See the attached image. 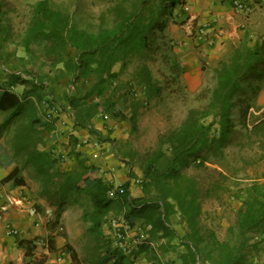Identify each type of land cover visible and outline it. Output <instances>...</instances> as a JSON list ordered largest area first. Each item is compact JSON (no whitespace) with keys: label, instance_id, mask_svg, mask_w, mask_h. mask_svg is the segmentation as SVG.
I'll return each mask as SVG.
<instances>
[{"label":"trees","instance_id":"16d2710c","mask_svg":"<svg viewBox=\"0 0 264 264\" xmlns=\"http://www.w3.org/2000/svg\"><path fill=\"white\" fill-rule=\"evenodd\" d=\"M183 4L184 0H118L99 14L93 32L78 27L71 14L50 0L35 1L24 16L25 27L15 46L23 47L30 56L39 53L46 81L28 71L31 79L14 75L10 83L25 85L21 95L0 89V112L5 114L0 137L4 132L11 133L14 155H26L24 165L32 166L40 177L41 195L53 208L49 214L57 216L47 230L54 229L73 195L81 193L89 198L91 208L82 211L81 220L94 240L91 264H128L103 231L115 204L126 206L127 221L136 218L151 225L149 236L154 246L143 244L139 250L152 264H163L164 260L167 264H252L254 257L264 253V175L252 178L246 186L245 197L222 240L202 220L203 202L229 190L228 176L213 162L223 156L221 148L236 127H240L238 146L247 154L239 153L234 171H246L264 158V105L254 102L255 93L264 83V38L252 46L246 41L233 45L213 68L215 83L206 104L189 109L177 127L158 133L141 155V187L145 195L141 199L128 194L127 183L115 189L74 147L70 151L74 166L68 170L60 167L62 156L40 148L57 117L55 112L50 123L45 122L46 109L43 108V118L39 117L31 96L41 106L45 95H51V107L68 112L73 126L90 128L92 118L105 115L116 123L130 122L133 132L137 129L141 111L152 101L158 103L163 94V86L148 65L158 50L157 28L163 26L164 17ZM7 5L0 0V62L4 64L7 61L3 56L15 54L3 49L15 41ZM64 76H69L66 89L61 96H55L49 85ZM134 86L142 88L144 101L135 96ZM120 188L123 193H119ZM174 212L183 217L186 225L180 237L169 221ZM175 238L184 249H175V256L168 260L169 255L160 253L158 247L164 240L171 243ZM36 241L20 239L17 245L27 243L35 248ZM204 241L211 243L212 258L202 253ZM52 243L50 237L48 248ZM69 246L64 245L65 252L70 253L73 264H80Z\"/></svg>","mask_w":264,"mask_h":264},{"label":"rangeland","instance_id":"374dc122","mask_svg":"<svg viewBox=\"0 0 264 264\" xmlns=\"http://www.w3.org/2000/svg\"><path fill=\"white\" fill-rule=\"evenodd\" d=\"M5 1L8 3L6 9H9L8 15L15 31V41L4 45L3 48L7 54H10L16 48L17 38L22 34L25 27L26 18L24 16L28 15L30 7L37 0ZM50 1L71 14L73 21L78 27L91 32L95 31L98 25L99 14L112 4L108 3L105 7L106 3H96L95 0ZM116 1L118 0L110 2ZM183 14L179 8H176L171 15H167L162 19L163 26L157 28L158 50L151 57V60L148 61L152 75L163 86V94L160 101L158 103L152 101L148 107L141 111L137 119V129L134 132L131 130V124L128 121L113 123L108 117L102 124L103 129L110 131V134L105 133L100 139H97V147L101 151L105 150V148H102L103 143L109 145V147H114L115 155L119 156L127 170L132 169V167L140 170L139 159L154 143L158 133L171 127H177L189 109L204 106L207 102L208 94L215 83L213 68L216 62L215 60H209L207 54L197 50L192 32L194 26L193 24L186 25L187 19ZM16 55L3 56L2 58L7 61L6 65L13 71L12 74H3L2 70H0V78L4 82L6 81L5 83H11L14 75H16L15 73L18 71L24 74L32 71L40 78H44L46 68L39 58V53L35 54V56L28 54L20 56L21 53ZM39 72L43 73L42 76ZM15 84L22 86V88L20 87L21 90L25 87L19 82ZM15 84L12 86H15ZM134 90L135 96L140 97L144 101L142 88L134 86ZM34 98V101L38 103V109L35 107L37 112L43 113V107L40 106L38 99ZM254 102L257 105H264V83L262 89L255 93ZM102 117L106 116L100 115V118ZM217 128V126H214V130L216 129L217 131ZM239 132L240 127H236L227 143L221 148L223 156L216 159L215 162L212 161L215 167L217 166L228 176L226 184L229 190L219 198L205 200L202 205V220L212 228L218 240H222L225 237L227 227L233 222L235 210L245 197L246 186L252 182V178L264 175V158L258 160L246 171H234L238 167L239 153L244 156L247 154V151L242 152L238 146L240 141ZM107 139L110 142H107ZM73 203H75L74 206L69 207V209L66 208L67 205ZM90 208L91 202L88 197L81 193L73 195L72 200L65 204L64 212H67V225L62 220L57 222V228H50L56 241H58V237L65 238L66 243L70 245L69 248L76 253L80 264H91L93 254V237L87 233V226L81 220L82 211ZM117 216L124 217V212L121 206L118 207L115 204L114 209L107 218ZM169 221L177 236H183L186 232L183 217L178 212H174L169 215ZM177 242L178 239L176 238L171 243H166L164 240L162 246L158 247V249L161 251L160 253L166 252L169 255L168 260H170L175 256V249H184L182 246L177 245ZM262 247H264V244ZM211 250V243L204 241L202 243V253H209L207 254L208 258H212L214 253H210ZM163 258H165L164 255ZM28 260L29 263L32 262L31 258H28ZM161 263L167 264L165 260ZM70 264H73L72 258ZM252 264H264V253L258 258L254 257Z\"/></svg>","mask_w":264,"mask_h":264},{"label":"crops","instance_id":"0c3cea01","mask_svg":"<svg viewBox=\"0 0 264 264\" xmlns=\"http://www.w3.org/2000/svg\"><path fill=\"white\" fill-rule=\"evenodd\" d=\"M95 1L106 3L105 7L108 3H112L110 2L112 0ZM180 10L187 19L186 25L194 26L192 32L197 50L207 54L209 60L217 62L233 45L241 41H246L252 46L257 40L264 38V0L253 1L249 13L235 11L231 0H184ZM199 25H209L213 29L208 35L202 36L196 31V26ZM13 51L15 55L26 54L21 46L14 48ZM67 54H71V49ZM39 74L42 76L43 73L39 72ZM43 80L46 81L45 75ZM68 80L69 76H64L56 83L50 84L49 88L55 96H61ZM20 87L22 88L16 84L12 86L10 83L0 84V89H9L18 95L24 91ZM30 99L37 106L35 98L31 96ZM37 115L42 117L39 111ZM0 116L1 123L5 114L0 112ZM55 116L57 119L53 124L54 129L49 134H45L44 147L40 146V148L51 151L59 157L63 156L64 161L60 160L62 169L68 170L74 166L70 152L74 147L75 151L83 153L87 160L97 167L101 176L114 187L127 183V191L132 198L141 199L145 196L141 187L142 182L138 183L142 181L141 169L132 167L127 170L119 156L115 155L114 147H109L105 143L102 144L105 150L101 151L97 147V139L105 133L110 134V131H105L102 125L108 117L96 116L91 119L90 128H83L73 126L68 112L57 111ZM11 136V133L4 132L0 137V264H56L57 262L70 264V253L65 252L64 249L65 238L58 237L56 241L51 229L47 230L49 223L56 220L57 216L49 214L53 208L48 206L46 199L41 195L40 177L32 166L24 165L26 155H14L10 145ZM107 140L110 142L109 139ZM74 204H69L66 208L69 209ZM122 208L124 212L126 206L123 205ZM66 214L67 212L63 211L58 222L64 220L67 225ZM139 222L141 221L136 218L128 221L131 227ZM54 228H57V223ZM10 229H16V233H11ZM50 237L53 239L52 249L47 245ZM20 239L38 241L35 243L36 247L31 248L27 243L18 246L17 241ZM149 243L154 246L150 236ZM28 258H31V263L27 261Z\"/></svg>","mask_w":264,"mask_h":264},{"label":"built area","instance_id":"2783aa9c","mask_svg":"<svg viewBox=\"0 0 264 264\" xmlns=\"http://www.w3.org/2000/svg\"><path fill=\"white\" fill-rule=\"evenodd\" d=\"M252 2V0H231L233 9L241 13H249L251 11ZM212 29L213 28L209 25L196 26V31L202 36L208 35L209 31ZM0 66V70H2L3 74H12L13 71H11L6 64L0 62ZM15 74L21 79H31L29 74L20 73L19 71ZM2 82H4V80L0 78V84H3ZM51 99V95H45L41 103V106L46 109L44 119L49 122L51 116L57 112L55 107H51V104L53 103L50 102ZM61 160L64 161L63 156ZM140 182L141 181L138 183ZM117 187H115V189ZM118 191L119 193H123V189L121 188L118 189ZM113 194L114 191H111L110 195ZM150 230L151 225L145 222H139L131 227L129 226L128 221L122 216L107 218L104 224L105 236L111 241L113 247L119 249L127 258L128 264H152V262L146 258L145 254L139 250L141 245L149 243ZM10 231L13 234L16 233V229H10ZM56 264H58V262Z\"/></svg>","mask_w":264,"mask_h":264}]
</instances>
